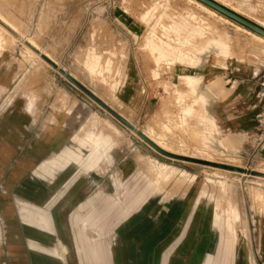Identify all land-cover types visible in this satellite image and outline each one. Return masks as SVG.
Returning <instances> with one entry per match:
<instances>
[{"label":"rangeland","instance_id":"obj_1","mask_svg":"<svg viewBox=\"0 0 264 264\" xmlns=\"http://www.w3.org/2000/svg\"><path fill=\"white\" fill-rule=\"evenodd\" d=\"M216 1L264 27V0ZM203 4L0 0V112L53 113L71 131L57 137L59 167L103 165L120 197L152 191L159 206L193 175L213 246L230 264H262L264 151H238L207 112L233 95L236 74L264 67V39ZM204 247L201 264L214 252Z\"/></svg>","mask_w":264,"mask_h":264},{"label":"crops","instance_id":"obj_2","mask_svg":"<svg viewBox=\"0 0 264 264\" xmlns=\"http://www.w3.org/2000/svg\"><path fill=\"white\" fill-rule=\"evenodd\" d=\"M234 79L233 95L207 113L238 151L252 142L263 152L264 67ZM40 115L0 112V264H201L206 243L214 252L205 264L231 263V252L213 246L210 220L201 225L193 175L181 176L182 186L159 206L152 191L120 197L115 174L105 176L103 165L59 167L66 140L57 137L71 131L56 128L53 113ZM258 253L264 264V211Z\"/></svg>","mask_w":264,"mask_h":264},{"label":"water","instance_id":"obj_3","mask_svg":"<svg viewBox=\"0 0 264 264\" xmlns=\"http://www.w3.org/2000/svg\"><path fill=\"white\" fill-rule=\"evenodd\" d=\"M202 2L212 6L213 8L221 11L222 13L228 15L229 17L241 22L242 24L246 25L247 27L253 29L254 31L264 35V27L254 21H252L251 19L241 15L240 13H238L237 11L223 5L222 3L216 1V0H201ZM149 141L156 147L158 148L160 151H162L165 154H168L170 156H174L177 158H182V159H188V160H192V161H197V162H203V163H207L206 160L203 159H198V158H193V157H189V156H184L181 154H174L172 152H169L165 149H163L162 147H160L157 143L153 142L152 140L149 139ZM218 165L220 166H225L224 164L218 163ZM237 168V167H235ZM261 174L264 175V172H259Z\"/></svg>","mask_w":264,"mask_h":264},{"label":"bare ground","instance_id":"obj_4","mask_svg":"<svg viewBox=\"0 0 264 264\" xmlns=\"http://www.w3.org/2000/svg\"><path fill=\"white\" fill-rule=\"evenodd\" d=\"M197 1H198L199 3H201L202 5H205V4H203L204 2L202 3L201 0H197ZM200 1H201V2H200ZM205 7H208V6L205 5ZM208 9H210V8H208ZM210 10H211V11H214V10H212V9H210ZM256 35H258L259 37H261L262 39H264V35H262V34H260V33H259V34H256ZM262 172H263V171H262Z\"/></svg>","mask_w":264,"mask_h":264}]
</instances>
